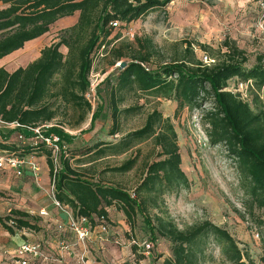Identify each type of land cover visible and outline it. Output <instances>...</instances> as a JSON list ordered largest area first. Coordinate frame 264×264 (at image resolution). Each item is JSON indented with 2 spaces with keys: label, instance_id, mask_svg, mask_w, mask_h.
<instances>
[{
  "label": "trees",
  "instance_id": "trees-1",
  "mask_svg": "<svg viewBox=\"0 0 264 264\" xmlns=\"http://www.w3.org/2000/svg\"><path fill=\"white\" fill-rule=\"evenodd\" d=\"M171 1L0 0V58L42 36L58 20L77 14L76 22L59 29L36 59L11 72L0 67V152L17 157L43 156L56 200L66 205L75 219L86 218L93 229L99 231L100 225L107 230L114 227L111 211L121 213L128 225L124 233L132 253L141 241L150 242L151 251L158 247V241L168 242L169 254L161 260L162 255L155 256L152 264H252L224 226L205 219L180 228L167 213L164 195L188 186L171 120L152 108L140 127L125 133L120 128L123 116L142 107L138 102L123 105L128 95L171 100L178 110L202 109L208 140L212 145L222 144L233 158L246 195L247 213L264 234V96L259 94L264 89L263 53H257L251 61L244 48L225 37L217 48L198 44L208 54V62L197 57L188 43L181 54L153 65L157 52L150 39L115 41L119 34H113L114 29L153 9H163ZM102 46V52L112 59L111 65L121 61L126 64L116 66L102 80L104 94H99L101 102L90 124L107 109L112 123L108 133L120 136L81 149L62 125L56 126L59 122L53 121H59L70 109L79 112L75 123L68 122L70 127L84 121L91 109L85 94L94 54ZM233 79L254 90L250 100L230 87ZM206 105L210 107L204 108ZM10 124L14 126L4 132L2 127ZM44 124H50L45 134L58 135L61 145L68 143L58 154L57 164L51 150L41 143L10 141L14 132L34 137L30 129ZM144 142L149 143V151L142 154ZM69 145L74 151L71 156ZM127 153L129 156L117 165L96 167L101 159ZM71 159L78 166H72ZM137 165L140 176L131 188L106 176L125 174ZM41 217L11 208L0 215V225L9 234L45 232ZM113 242L121 244L117 238ZM210 244L218 247L219 258L208 252ZM262 262L264 258L256 264Z\"/></svg>",
  "mask_w": 264,
  "mask_h": 264
},
{
  "label": "rangeland",
  "instance_id": "rangeland-1",
  "mask_svg": "<svg viewBox=\"0 0 264 264\" xmlns=\"http://www.w3.org/2000/svg\"><path fill=\"white\" fill-rule=\"evenodd\" d=\"M71 21L72 18L58 20L37 42L30 43L28 46L30 52H28L34 55L35 51L51 43L57 31L68 26ZM116 32L119 34V39L115 41L133 40L135 37L140 40L150 39L157 52L152 58L153 65L169 61L175 55L181 54L188 43L192 44L196 56L202 59L203 55L208 54L198 44L217 48L225 37H229L239 47L244 48L253 61L257 53L264 55V0H172L163 9H153L125 27H117L113 34ZM111 60V57L103 53L101 49L94 54L93 71L89 76V82L95 86V96H89L91 109L84 121L73 128L70 127L68 122L75 123L79 114L71 109L66 115L61 116L59 121H53V124L59 122L55 125H62L64 132L72 136L81 149L100 140L115 141L120 136V134L111 136L108 133L112 123L107 109L103 110L104 116L101 115L93 124H90L91 115L101 102L99 94H104L102 80L116 67V64H110ZM237 84L239 82L236 79L230 81L231 88L236 89ZM243 91L245 92L243 98L250 100V93L254 90L249 86L248 89L243 87ZM259 94L263 97L264 89ZM91 97H94V100ZM136 102L142 104V107L121 118L122 132L140 127L145 114L152 108H157L164 117L171 120L177 133L181 167L188 178V186L175 193L164 195L163 202L167 213L180 228L205 219L224 226L238 240L242 250L253 260L252 264L259 263L264 258L263 229L258 227L254 217L247 213L246 195L242 190L241 179L233 158L229 156L222 144H210L206 135V126L201 120L202 109L178 110L174 101L155 99L151 96L137 99L133 95H128L123 105ZM209 107L210 105L204 106V108ZM10 126L12 127V125L2 127V130L7 132ZM10 141L24 144L15 132L10 136ZM66 144L68 145L65 143V146ZM68 148V156H71L74 151L71 150L70 145ZM141 149L142 154L148 152L149 143H142ZM4 154L0 152V155ZM129 154L106 157L99 160L96 167L101 169L117 165ZM54 157L57 158L58 154ZM70 162L72 166H78L75 160L71 159ZM81 166H88V164H81ZM106 176L131 188L139 179L140 170L137 165L125 174L108 173ZM50 217L59 219L54 226H47L45 232L28 233L30 239L28 241L38 242L46 259L41 257L30 260L28 264H38L37 260H44L46 264H51L50 256L43 252L45 251L43 246L48 244L43 243L42 240L45 238L58 240L66 239L68 235H75L67 227L63 230L58 228L59 224L66 225L68 218L66 213L60 210L58 214L55 213ZM111 218L115 226L101 234L106 237L108 244L99 249H90L92 260L100 264H113L108 258L110 254L108 251L111 252L108 245L127 252H124L121 258L113 260L116 264H152L155 256L162 255L159 259L161 260L169 254V243L164 240L158 241V247L149 254H144L139 247L132 253L131 244L128 243L124 233L128 225L125 224L121 213L112 210ZM41 223L45 224L43 220ZM256 231L260 233L259 237L255 236ZM95 234L98 235V232ZM115 238L121 241V244H115L113 242ZM208 252L214 258H219L217 246L210 244Z\"/></svg>",
  "mask_w": 264,
  "mask_h": 264
},
{
  "label": "crops",
  "instance_id": "crops-1",
  "mask_svg": "<svg viewBox=\"0 0 264 264\" xmlns=\"http://www.w3.org/2000/svg\"><path fill=\"white\" fill-rule=\"evenodd\" d=\"M1 7L2 5L0 4ZM65 18H72L71 23L68 25L71 26L76 22L77 14ZM40 37L27 41L22 48L0 58V67L11 72L19 66H25L36 59L41 48L32 55V52L29 53L30 49L28 46L30 43L37 42ZM27 158H32L38 165V176L36 179L26 166H23L21 175H16L12 169H0V191L3 192V195H0V215H6L11 208L20 209L42 216L41 218L45 222L43 225L52 227L59 219H54L50 216L55 213L58 214L60 209L54 205L50 197L52 182L46 159L43 156H28ZM62 225L65 224L63 223ZM97 232L98 235L95 234ZM101 234L103 233L93 229V232L83 240H79L75 235H68L66 239L60 238L58 240L56 238L49 240L45 238L42 241L48 244L43 246L45 248L43 252L47 253L45 255L50 256L51 264H100L90 258L92 254L90 249H99L101 246L108 244L106 237L101 236ZM28 240H30L28 232L20 231L16 234H9L0 225V264H18L15 258L16 248ZM60 242L66 244L67 249H61L59 246ZM108 249L111 251H108L110 253L108 258L113 264H116L113 262L114 259L121 258L124 252L127 253L126 251L123 252L122 249L111 247V245H108ZM113 252L114 256H112ZM41 259H46V256ZM37 262L38 264H46L44 260H37Z\"/></svg>",
  "mask_w": 264,
  "mask_h": 264
},
{
  "label": "built area",
  "instance_id": "built-area-1",
  "mask_svg": "<svg viewBox=\"0 0 264 264\" xmlns=\"http://www.w3.org/2000/svg\"><path fill=\"white\" fill-rule=\"evenodd\" d=\"M113 26L117 25V22L112 23ZM103 46L100 48L102 49ZM203 62H208L210 59L206 55H203L202 57ZM120 62L116 63V66L119 65ZM92 73V72H91ZM90 73V74H91ZM244 85V86H243ZM243 87H246L245 84L239 83L237 85V88L235 90L242 93V96L244 95ZM95 96V86H93L92 83H89V90L85 94V97L88 101H90L89 96ZM94 100V97H91ZM12 127L14 124H10ZM50 126V124H44L41 127H36L30 129L32 132L35 133L34 137L26 138L22 134L18 135V138L22 140V142H26L28 140L31 141L32 144L41 143L45 147L49 148L52 152V155L54 157L55 154H59L63 149L65 148V145H61V140L58 135L56 134H45L46 129ZM61 145V146H60ZM54 160L57 164L56 158L54 157ZM23 166H26L30 172L32 173V176L36 179L38 176V165L32 158L27 157H17L10 154H4L0 155V169H12L16 175L22 174V168ZM50 197L53 200V203L56 207H58L61 211L66 213L67 215V223L66 225L59 224L58 228L61 230L64 229V227H67L69 230H72L77 238L79 240H83L86 238L92 231L93 228L90 226L88 220L84 217L75 219L72 216L71 210L66 206L62 205L60 202H58L54 196L53 191V184L50 188ZM100 232H106L107 228L104 225L99 226ZM255 236L258 237V234L255 232ZM139 248L142 249V252L144 254H149L152 250V244L148 241H141L137 244ZM61 249H67V245L60 242L59 244ZM15 257L18 264H28L30 260H36L41 257L45 258L44 254L42 253L41 246L38 242L33 241H25L22 244H20L15 251ZM264 264V262L260 263Z\"/></svg>",
  "mask_w": 264,
  "mask_h": 264
},
{
  "label": "water",
  "instance_id": "water-1",
  "mask_svg": "<svg viewBox=\"0 0 264 264\" xmlns=\"http://www.w3.org/2000/svg\"><path fill=\"white\" fill-rule=\"evenodd\" d=\"M125 64H126V61H121L118 66L123 67Z\"/></svg>",
  "mask_w": 264,
  "mask_h": 264
},
{
  "label": "bare ground",
  "instance_id": "bare-ground-1",
  "mask_svg": "<svg viewBox=\"0 0 264 264\" xmlns=\"http://www.w3.org/2000/svg\"><path fill=\"white\" fill-rule=\"evenodd\" d=\"M33 40V39H32ZM30 41V40H29ZM25 56V55H24ZM22 58V57H21ZM19 60H21V59H19ZM20 62H22V61H20ZM25 62V61H24Z\"/></svg>",
  "mask_w": 264,
  "mask_h": 264
}]
</instances>
